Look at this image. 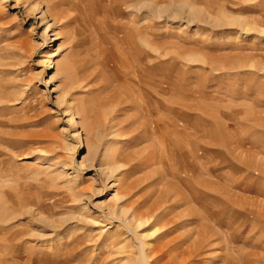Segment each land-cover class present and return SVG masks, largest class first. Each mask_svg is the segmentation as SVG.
<instances>
[{"label":"rangeland","instance_id":"374dc122","mask_svg":"<svg viewBox=\"0 0 264 264\" xmlns=\"http://www.w3.org/2000/svg\"><path fill=\"white\" fill-rule=\"evenodd\" d=\"M0 264H264V0H0Z\"/></svg>","mask_w":264,"mask_h":264}]
</instances>
